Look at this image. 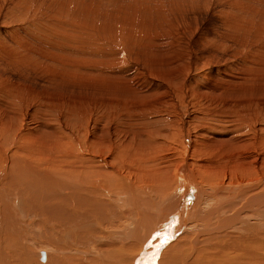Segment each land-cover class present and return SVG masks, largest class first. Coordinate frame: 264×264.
Wrapping results in <instances>:
<instances>
[{"label": "rangeland", "instance_id": "374dc122", "mask_svg": "<svg viewBox=\"0 0 264 264\" xmlns=\"http://www.w3.org/2000/svg\"><path fill=\"white\" fill-rule=\"evenodd\" d=\"M245 7L264 11V0H0L3 147L24 153L34 137H69L88 154L82 138L103 137L95 155L119 147L132 178L185 154L205 186L262 190L264 79L219 76L247 60L264 68V32L225 27L233 17L246 27Z\"/></svg>", "mask_w": 264, "mask_h": 264}, {"label": "bare ground", "instance_id": "6f19581e", "mask_svg": "<svg viewBox=\"0 0 264 264\" xmlns=\"http://www.w3.org/2000/svg\"><path fill=\"white\" fill-rule=\"evenodd\" d=\"M245 9L254 16L246 27L235 17L225 27L254 24L263 34L264 11ZM257 15L263 16L259 24ZM240 64L235 76L226 68L219 76L264 79V73L251 75L264 72L255 60H247V68ZM68 138L34 137L21 153L5 149L0 137V264H264V185L255 191L246 183L231 185L233 191L205 186L185 154L179 163L164 155L167 165L145 166L141 177L132 178L119 168L128 155L119 147L96 156L91 145L106 139L83 137L90 150L78 154ZM131 144L123 143L126 149Z\"/></svg>", "mask_w": 264, "mask_h": 264}]
</instances>
